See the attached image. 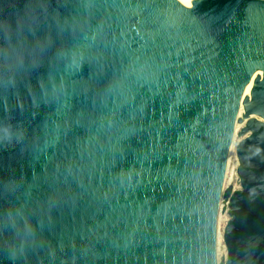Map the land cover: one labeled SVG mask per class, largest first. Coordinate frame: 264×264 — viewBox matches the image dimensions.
<instances>
[{
    "label": "water",
    "instance_id": "obj_1",
    "mask_svg": "<svg viewBox=\"0 0 264 264\" xmlns=\"http://www.w3.org/2000/svg\"><path fill=\"white\" fill-rule=\"evenodd\" d=\"M38 39L0 73V264H264V0H0V63Z\"/></svg>",
    "mask_w": 264,
    "mask_h": 264
},
{
    "label": "clouds",
    "instance_id": "obj_2",
    "mask_svg": "<svg viewBox=\"0 0 264 264\" xmlns=\"http://www.w3.org/2000/svg\"><path fill=\"white\" fill-rule=\"evenodd\" d=\"M45 42L41 40H36L29 46L28 44L24 43L23 41H19L18 43H13L11 40L6 42V48L4 51L2 63H0V73L9 75L13 79L15 75L24 68L25 61L27 59H31L35 61L37 58L41 56L44 51ZM60 55H67V50H61L59 53ZM92 55L98 59H103V53L97 54L96 52H89L85 49H74L71 50V60L73 64L78 65L82 62L86 55ZM64 86L63 80L61 81L60 87ZM54 90H56V86L53 85ZM74 161H68L67 166L71 170L74 167ZM60 165H57V169H59ZM27 234L21 238V250H23V243L27 239L29 235L32 234V229L30 226H27Z\"/></svg>",
    "mask_w": 264,
    "mask_h": 264
},
{
    "label": "rangeland",
    "instance_id": "obj_3",
    "mask_svg": "<svg viewBox=\"0 0 264 264\" xmlns=\"http://www.w3.org/2000/svg\"><path fill=\"white\" fill-rule=\"evenodd\" d=\"M218 244H219V242H218ZM222 244H225V241L221 242V245H222ZM221 245H220V246L218 245V256H219V254H220V252H221Z\"/></svg>",
    "mask_w": 264,
    "mask_h": 264
},
{
    "label": "bare ground",
    "instance_id": "obj_4",
    "mask_svg": "<svg viewBox=\"0 0 264 264\" xmlns=\"http://www.w3.org/2000/svg\"><path fill=\"white\" fill-rule=\"evenodd\" d=\"M218 242H219V244H218V245L220 246V245H221V242H220V240H218Z\"/></svg>",
    "mask_w": 264,
    "mask_h": 264
}]
</instances>
